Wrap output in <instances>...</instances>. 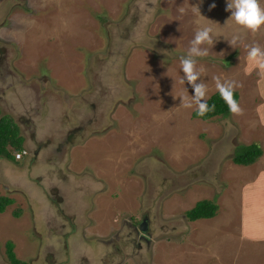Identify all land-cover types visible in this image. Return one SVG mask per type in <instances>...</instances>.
<instances>
[{
	"label": "rangeland",
	"instance_id": "obj_1",
	"mask_svg": "<svg viewBox=\"0 0 264 264\" xmlns=\"http://www.w3.org/2000/svg\"><path fill=\"white\" fill-rule=\"evenodd\" d=\"M226 8L227 0H0V109L27 152L0 157V194L15 200L0 213V264H10L7 240L29 264H264V238L246 233L264 234V194L251 195L264 188V70L247 58L250 45L264 48V26L226 25ZM197 20L218 34L196 58L198 83L209 98L213 76L235 81L242 115L202 120L180 106L194 95L179 82V58ZM251 143L259 159L235 164V148ZM248 189L260 221L246 238ZM201 199L219 209L190 221L185 212Z\"/></svg>",
	"mask_w": 264,
	"mask_h": 264
},
{
	"label": "clouds",
	"instance_id": "obj_2",
	"mask_svg": "<svg viewBox=\"0 0 264 264\" xmlns=\"http://www.w3.org/2000/svg\"><path fill=\"white\" fill-rule=\"evenodd\" d=\"M215 5H213L214 7ZM196 12L200 14L198 6H193ZM226 10L231 13L227 20L226 25L229 22H234L237 26L253 33L258 32L262 26H264V8L260 5V0H227ZM177 11L181 14L185 13V8L180 6ZM201 15V14H200ZM197 27L194 32V36L189 42V48L186 55L180 56V69L184 74L180 83L185 84L187 81L191 84L194 95L181 96L183 106L188 109H195L197 114L201 117L205 116L209 111L215 109L213 104L211 107L208 104V87L204 82H199L204 75V68H197V59L206 57L208 55V48L205 45L214 44V36L218 37V34L214 33L210 26L202 25L199 20L196 21ZM230 44L234 47L235 40H229ZM247 58L250 61H255L259 68L264 70V48H261L258 44H253L248 47ZM264 74V73H262ZM212 80L215 84V89L219 92L220 97L226 103L229 111L233 115H242L243 109L235 99V89L237 83L230 79H222L221 76H213ZM19 152V151H18Z\"/></svg>",
	"mask_w": 264,
	"mask_h": 264
},
{
	"label": "trees",
	"instance_id": "obj_3",
	"mask_svg": "<svg viewBox=\"0 0 264 264\" xmlns=\"http://www.w3.org/2000/svg\"><path fill=\"white\" fill-rule=\"evenodd\" d=\"M235 99L239 101V93L235 90ZM208 104L211 107L215 105L213 111H209L205 116L201 117L194 110L192 116L194 118L209 120L215 116H226L230 113L228 106L220 97L218 91L214 92L208 98ZM24 137L21 135L19 125L8 115L2 114L0 109V157L7 159L15 158L10 151L13 148L18 151L23 150ZM17 153V152H16ZM263 150L257 144L251 143L248 145H239L235 148L232 161L239 165H251L259 159ZM16 159V158H15ZM15 203L13 197L0 194V213ZM219 209L215 199H201L198 200L193 207L185 212L186 217L190 221L199 219H210L214 217ZM20 209L13 211V216L19 217ZM5 254L10 264H29L27 261L20 260L14 252V243L7 240L4 244Z\"/></svg>",
	"mask_w": 264,
	"mask_h": 264
},
{
	"label": "crops",
	"instance_id": "obj_4",
	"mask_svg": "<svg viewBox=\"0 0 264 264\" xmlns=\"http://www.w3.org/2000/svg\"><path fill=\"white\" fill-rule=\"evenodd\" d=\"M260 5H261L262 8H264V0H262V3H260ZM25 141H26V139L24 140V143H25ZM251 184H255L256 189H259L258 185H260V176H259L258 179H255L254 182L251 183ZM248 192L249 193H247V195H243V197H242V199L244 200V201H242L244 207H242L243 211H242V214H241L240 229L242 231L243 237H246L245 232H244L245 228H248V229L252 230L253 227H255V228L258 227V226H255V224H256V222L258 223L260 221L259 219L256 218V216L252 217L253 214H254L253 212H255V211H252L251 209H255V205H253L251 203L252 198H249V197L251 195H253L254 193H256V192L257 193L258 192H263V194H264V188H262L260 190L253 191L252 193L248 189ZM250 193H251V195H248ZM263 194H262V197H263ZM246 208L249 210V212L245 211ZM262 208H264V206H262ZM251 219L254 220V221H252ZM259 229H260V227L258 228V230ZM246 233H249L250 237L253 236V237L260 238V239L264 238V234H261L260 232H257V231L256 232H253V230L251 232H247L246 231Z\"/></svg>",
	"mask_w": 264,
	"mask_h": 264
},
{
	"label": "flooded vegetation",
	"instance_id": "obj_5",
	"mask_svg": "<svg viewBox=\"0 0 264 264\" xmlns=\"http://www.w3.org/2000/svg\"><path fill=\"white\" fill-rule=\"evenodd\" d=\"M73 130H76L75 128L73 129ZM148 222H149V219H148V217L146 216V215H143L142 217H141V219H139V221H138V223H137V225H138V230H140L141 232H142V238H146L145 240H147L148 238H147V236H146V234H148L149 233V231H148ZM150 234V233H149ZM147 243H148V240H147Z\"/></svg>",
	"mask_w": 264,
	"mask_h": 264
},
{
	"label": "built area",
	"instance_id": "obj_6",
	"mask_svg": "<svg viewBox=\"0 0 264 264\" xmlns=\"http://www.w3.org/2000/svg\"><path fill=\"white\" fill-rule=\"evenodd\" d=\"M26 153H27V152H26L25 150L19 151V152H17V153L15 154V158H16L17 160H19V159H21L22 156H23L24 154H26Z\"/></svg>",
	"mask_w": 264,
	"mask_h": 264
}]
</instances>
